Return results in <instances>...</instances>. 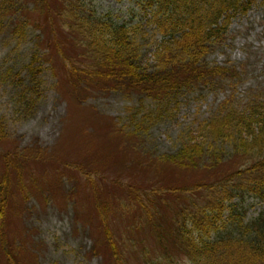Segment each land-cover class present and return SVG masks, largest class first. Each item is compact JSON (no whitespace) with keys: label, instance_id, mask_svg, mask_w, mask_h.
Wrapping results in <instances>:
<instances>
[{"label":"rangeland","instance_id":"obj_1","mask_svg":"<svg viewBox=\"0 0 264 264\" xmlns=\"http://www.w3.org/2000/svg\"><path fill=\"white\" fill-rule=\"evenodd\" d=\"M135 5L136 0L94 2L99 13L112 12L125 20L128 7ZM46 13L31 12L43 23H33L25 39L6 32L0 35V126L4 130L0 132V178L5 153H27L21 174L11 170L14 187L5 218L0 219L11 253L6 255L0 242V264H189L175 228V214L187 198L178 200L177 194L182 193L170 187L166 192L158 190L162 185L192 183L203 173L169 167L162 157L177 152L191 137L202 139L199 124L231 91L198 88L157 107L156 101L139 100L136 93L124 89L110 92L95 85L74 86L68 63L57 54L55 43L50 59L46 57L53 31L47 24L50 12ZM60 22L54 24L66 59H79L73 53L75 39L68 37ZM142 26L140 33L147 42L162 40L156 27L145 20ZM152 51L150 47L145 56L148 65L155 62ZM32 60L37 61L33 68L44 64L36 77L40 95H26L33 102L28 108L19 97L21 87H13L7 71L12 69L14 80L16 75L23 80L30 74L27 68ZM208 62L235 67L239 103L262 95L264 0H255L246 13L231 18L226 40ZM24 108H28L25 113ZM132 112L138 118L151 114L150 128L136 131ZM223 169L231 170L233 165L225 162ZM146 208L152 209V218ZM243 208H248L246 220L254 219L264 209V201L249 199Z\"/></svg>","mask_w":264,"mask_h":264},{"label":"trees","instance_id":"obj_2","mask_svg":"<svg viewBox=\"0 0 264 264\" xmlns=\"http://www.w3.org/2000/svg\"><path fill=\"white\" fill-rule=\"evenodd\" d=\"M54 1H0V35L6 32L25 39L33 23H43L31 12H50L47 24L53 31L47 40L50 50L46 57L50 59L55 43L57 54L68 63L74 86L83 83L110 92L124 89L136 93L139 100L144 97L156 101L157 107L176 102L198 88L225 87L231 91L199 124L202 139L191 137L177 152L162 157L169 167L184 172L198 170L202 176L192 183L168 188L162 185L158 191L171 188L182 193L177 194L178 200L187 198L175 214V228L189 264H264V209L256 218L246 220L248 208H243L249 199L264 201V92L246 104L239 103L235 67L208 62L209 55L226 40L231 18L246 13L255 0H136L134 7H128L126 20L112 12L99 13L94 6L96 0ZM11 18L14 21L10 23ZM58 19L68 37L75 39L77 51L73 53H78L79 59H66L54 24ZM144 20L160 32V42H147L141 35ZM150 47L155 62L148 65L145 56ZM36 62L28 65L29 79L19 80L16 75L14 80L12 69L7 71L13 87H21L19 97L28 108L33 102L26 95H40L36 77L43 72L44 62L33 68ZM132 113L136 131L150 128L154 121L151 114L138 118L136 112ZM26 156V152L22 155L18 151L4 154L0 219L5 218V205L14 187L11 170L19 174ZM225 162L233 169L224 170ZM146 210L152 218V209ZM5 239L1 228L0 242L9 255ZM169 261L173 262L171 258Z\"/></svg>","mask_w":264,"mask_h":264}]
</instances>
